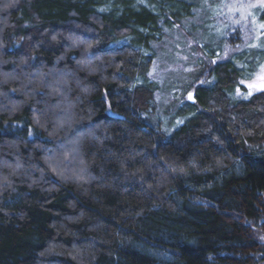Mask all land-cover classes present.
Masks as SVG:
<instances>
[{
  "label": "trees",
  "instance_id": "16d2710c",
  "mask_svg": "<svg viewBox=\"0 0 264 264\" xmlns=\"http://www.w3.org/2000/svg\"><path fill=\"white\" fill-rule=\"evenodd\" d=\"M191 7L0 0V264L259 262L263 92L232 103L240 68L217 63L166 137L132 84Z\"/></svg>",
  "mask_w": 264,
  "mask_h": 264
},
{
  "label": "rangeland",
  "instance_id": "374dc122",
  "mask_svg": "<svg viewBox=\"0 0 264 264\" xmlns=\"http://www.w3.org/2000/svg\"><path fill=\"white\" fill-rule=\"evenodd\" d=\"M191 3V14L163 31L149 42L142 52L149 58V69L144 75L136 76L132 84L152 89L153 108L147 119L159 126L166 137L175 128L193 117L198 106L195 103L194 87L210 86L214 76L211 67L217 63L237 61L240 78L229 91L230 101L238 103L253 86V95L264 80V29L259 19L264 7L260 0H187ZM227 5V7H225ZM248 5L255 7L247 8ZM237 6H244L237 11ZM252 16H247L248 13ZM255 19V23L252 19ZM131 38L117 40L119 44L130 43ZM241 64V65H240ZM189 93L193 99H188ZM259 257V256H258ZM257 264H260L257 262Z\"/></svg>",
  "mask_w": 264,
  "mask_h": 264
},
{
  "label": "snow or ice",
  "instance_id": "6c2138e0",
  "mask_svg": "<svg viewBox=\"0 0 264 264\" xmlns=\"http://www.w3.org/2000/svg\"><path fill=\"white\" fill-rule=\"evenodd\" d=\"M260 6L264 7V0H260ZM225 7H227V5H225ZM244 6H237V11L241 10V8H243ZM255 7L254 5H248L247 8H252ZM248 16H252V14L249 12L246 16V18ZM252 22L255 23V19L253 17ZM260 29H264V24H260L259 25ZM262 71H264V67H262ZM261 80H264V76L260 77ZM249 91L247 93V95L244 97L245 99H248L249 97H251L253 95V86L249 85ZM256 91H264V83H262L258 88L255 89ZM188 99H193V95L191 93H189Z\"/></svg>",
  "mask_w": 264,
  "mask_h": 264
},
{
  "label": "flooded vegetation",
  "instance_id": "af4514ba",
  "mask_svg": "<svg viewBox=\"0 0 264 264\" xmlns=\"http://www.w3.org/2000/svg\"><path fill=\"white\" fill-rule=\"evenodd\" d=\"M260 264H264V252L259 255Z\"/></svg>",
  "mask_w": 264,
  "mask_h": 264
}]
</instances>
